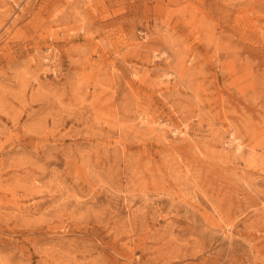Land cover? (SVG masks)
I'll use <instances>...</instances> for the list:
<instances>
[{
	"label": "rangeland",
	"instance_id": "obj_1",
	"mask_svg": "<svg viewBox=\"0 0 264 264\" xmlns=\"http://www.w3.org/2000/svg\"><path fill=\"white\" fill-rule=\"evenodd\" d=\"M0 264H264V0H0Z\"/></svg>",
	"mask_w": 264,
	"mask_h": 264
}]
</instances>
